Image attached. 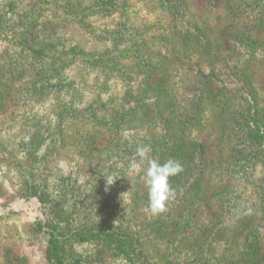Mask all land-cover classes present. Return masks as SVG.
Instances as JSON below:
<instances>
[{
	"label": "rangeland",
	"instance_id": "rangeland-1",
	"mask_svg": "<svg viewBox=\"0 0 264 264\" xmlns=\"http://www.w3.org/2000/svg\"><path fill=\"white\" fill-rule=\"evenodd\" d=\"M200 86L228 99L173 127L207 168L205 194L192 170L168 223L128 167ZM240 112L253 118L231 149L224 124ZM53 263L264 264V0H0V264Z\"/></svg>",
	"mask_w": 264,
	"mask_h": 264
},
{
	"label": "trees",
	"instance_id": "trees-1",
	"mask_svg": "<svg viewBox=\"0 0 264 264\" xmlns=\"http://www.w3.org/2000/svg\"><path fill=\"white\" fill-rule=\"evenodd\" d=\"M210 1L214 2L216 0H210ZM157 87L158 86H156V88ZM200 88H203V89L199 90ZM186 90L188 92L184 93V95L190 96V98H191V95H192L191 93L193 92V89L190 90L189 88H187ZM198 90L199 91H195L194 92V93H196L195 94L196 98L194 99L193 102H188L190 100L189 98H185L186 100L174 98L173 103L171 104V105H174L176 103L175 108L173 110L174 113H173L172 117H168V118L164 119L166 122H168V125H169V130H168L169 133L167 135V138L165 140L164 139L162 140V137H159V136H157V138H158V140L166 142V143H168L170 145V147L168 148L167 152H165L167 158H165V155L163 156L164 162L166 160H168V159H175V160L180 161L182 166H183V171L179 175H177L175 177H172L170 179L171 187L175 190V193L178 192L179 190L183 191V189L185 187V184L188 181V179L186 178V175L191 173L192 170H196L198 172L197 180L195 182H193V185H192V183L189 182V185H191L192 187L196 186V188L195 189H193V188L189 189L188 188L186 190V193L190 192V194L192 195L191 190L193 189V191L196 192L197 195L202 197L201 194H205V190H204V188L200 189V187H201L200 186V182L202 181L201 179L204 177V173H205L204 171H206V168H207V163H206L207 158L205 157L204 146L198 140L187 138L186 133L175 131L173 129V127H175V125L177 123H181L182 124L181 126H183V127L188 125V124L190 126H194V125L200 124V119L198 118L200 115H197V113H199L198 109H200L201 105L202 104L205 105V104H208V103H212L214 105L217 104V103H215L214 99L218 96L219 93L217 94V93L213 92L211 88L204 87V86H200L198 88ZM245 90H249V89L245 88ZM226 91H227V88H224V92H226ZM204 92H206L207 96L202 99ZM208 92H210V93H208ZM208 95H209V98H208ZM219 95L224 96V99H228V97L226 95H223V94H219ZM182 96H183V94H182ZM223 104H224L223 101H221V105L222 106H223ZM183 106H184L185 109H183ZM190 106H192V107H190ZM184 110H187V112H184ZM222 110L224 111V109H222ZM235 110H238L237 107L235 108ZM235 113H236V111H235ZM246 113L240 112L238 115H235L234 113L231 114V116L233 117V123L235 124V127L232 130H230L224 124V131L223 132L225 134L227 133V137H228L226 139L227 141H225V142L229 143V147L231 149H234V147L236 145L235 141H237V139H238L237 136H236V133H237L236 122L240 123L243 126H245L246 123L252 122V118L253 117L251 116L250 113L249 114H246ZM161 114H164L163 111L161 112ZM226 115H227V113L224 114L225 118L227 117ZM231 116H229V118ZM224 117H223V119H224ZM229 118H227V119H229ZM227 119H224V121L226 122ZM176 121H177V123H176ZM221 124H220V129L222 128ZM154 129L155 128H153L151 131H153ZM156 133H157L156 131H153L152 135L156 136L157 135ZM158 140L155 141L154 146H153V143L152 144H148V145H151V148L153 147V150L151 151V153H153L155 150H158V153L160 152V149H161L160 145L161 144L158 142ZM151 142H154V141H151ZM144 145H147V144L144 143ZM161 163H163V162H161ZM222 168H223V165H222V167H220V169H222ZM220 171L221 170H219V172ZM182 198H183V196L176 197L175 201L178 202ZM193 201L195 203H199V201L196 200V199H193ZM163 215L167 219L168 223H169L170 220L175 221V217H176L175 213L170 212V211L167 210L166 213H164ZM177 216L179 217V219L177 220L176 223H178L181 218H183V219L184 218H188L186 216V211L185 210L184 211L180 210V213ZM161 222L165 223V221H161ZM188 224H189V222H188ZM188 224L186 226V229L189 226ZM250 229H251V232H250L251 233V240L252 241L256 240V238L252 239V237L255 234H257L258 232L259 233H261V232L259 231L258 227L256 225H254V224L251 225ZM195 230H197V229H195ZM195 230H193L194 232H191L190 235H186L187 233H184L181 237L179 235V238L181 239L183 237H188V238L196 237L195 233L197 231H195ZM223 230H224V228H223V223H222L220 225V227L214 232L211 231V228L209 229L208 233H205L206 232L205 230L203 232L207 236H210V240L213 241V240L217 239L218 236L220 238L221 234H223ZM198 231H201V230L198 229ZM228 235L229 234H227L226 236H228ZM201 238H203V237L201 236ZM115 239H116V241L118 243H120L122 241V238H120L118 235L115 237ZM126 239L128 240L129 245L132 248H134L135 252H137V244H136V242L139 240V237L137 239L134 236V234L128 233L124 240L126 241ZM126 243H127V241H126ZM53 264H58V263H53Z\"/></svg>",
	"mask_w": 264,
	"mask_h": 264
},
{
	"label": "clouds",
	"instance_id": "clouds-1",
	"mask_svg": "<svg viewBox=\"0 0 264 264\" xmlns=\"http://www.w3.org/2000/svg\"><path fill=\"white\" fill-rule=\"evenodd\" d=\"M151 145H139L136 155L139 160H133L128 167V176H136L143 172L148 196L147 211L152 216H158L168 210L169 203L175 199V190L171 187L170 179L183 171L180 161L168 159L163 163L150 156ZM147 164L144 168L143 165ZM108 185L114 181H106ZM131 182V181H130ZM122 195V194H121Z\"/></svg>",
	"mask_w": 264,
	"mask_h": 264
}]
</instances>
